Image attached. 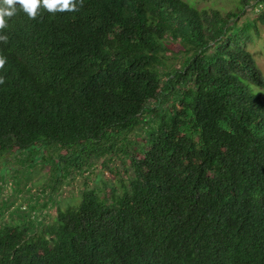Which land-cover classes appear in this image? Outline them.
Masks as SVG:
<instances>
[{
  "label": "trees",
  "instance_id": "trees-1",
  "mask_svg": "<svg viewBox=\"0 0 264 264\" xmlns=\"http://www.w3.org/2000/svg\"><path fill=\"white\" fill-rule=\"evenodd\" d=\"M258 1L240 24L250 0L226 13L83 0L35 19L17 5L0 30V157L31 163L39 149L57 197L96 158L130 167L64 208L51 198L49 222L32 205L0 218V264H264V74L247 50Z\"/></svg>",
  "mask_w": 264,
  "mask_h": 264
},
{
  "label": "rangeland",
  "instance_id": "rangeland-1",
  "mask_svg": "<svg viewBox=\"0 0 264 264\" xmlns=\"http://www.w3.org/2000/svg\"><path fill=\"white\" fill-rule=\"evenodd\" d=\"M187 1L199 8H219L224 13L239 10L241 3V0ZM250 1H252L253 5H250L245 13L240 15L239 24L247 18L253 19L257 16L255 14L257 12L255 6L258 1ZM251 36L253 40L247 44V50L252 53L257 65L264 74V23L261 20H257V26L252 29ZM256 90L264 91V88H256ZM28 150L33 149L29 148ZM38 150L33 152L31 163H24V160L29 155L28 153L11 154L7 152L5 157H0V218H4L5 221L24 219V213H26L24 211H29L28 208L32 205L37 207L34 210L36 212L33 211L37 215V220H43L44 218L46 222H49L56 212V205L51 204V198H56L60 206L64 208L68 203H74L79 200L81 190L88 186H101L104 181L110 184H119V178L111 174L110 169L118 170L122 172V176H126L125 169L130 167L128 162L123 164L118 158H113L112 161L106 158H96L93 160V165L88 173L80 175L70 183L59 186L60 194L57 197V193L51 189L53 166L47 161L39 162L40 155L36 152ZM51 154L55 155L53 150L45 149V160ZM35 164L37 166H34ZM2 168L4 172H1ZM45 203L48 206L42 207ZM16 208H19L20 211L12 216L9 211H13Z\"/></svg>",
  "mask_w": 264,
  "mask_h": 264
},
{
  "label": "clouds",
  "instance_id": "clouds-1",
  "mask_svg": "<svg viewBox=\"0 0 264 264\" xmlns=\"http://www.w3.org/2000/svg\"><path fill=\"white\" fill-rule=\"evenodd\" d=\"M78 3L79 6H82L83 0H2V3H0V30H3L7 25L5 18L12 17L17 12V5L23 9L29 18L35 19L41 8L50 13L77 11ZM262 6L263 4L258 1L255 6L256 11H259ZM0 41L7 43V37L0 36ZM6 60L5 56L0 55V70L4 69ZM4 82V77L0 76V84Z\"/></svg>",
  "mask_w": 264,
  "mask_h": 264
}]
</instances>
